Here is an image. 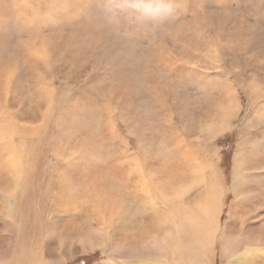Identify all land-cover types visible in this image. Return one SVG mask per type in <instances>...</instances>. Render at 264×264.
<instances>
[{
    "label": "rangeland",
    "instance_id": "rangeland-1",
    "mask_svg": "<svg viewBox=\"0 0 264 264\" xmlns=\"http://www.w3.org/2000/svg\"><path fill=\"white\" fill-rule=\"evenodd\" d=\"M0 109L20 120L34 163L56 168L43 171L48 190L84 168L120 182L127 158L163 171L183 154L218 157L230 185L234 158L257 138L264 151V0H0ZM187 175L181 200L203 204L204 179ZM262 217L260 205L253 222ZM79 219L84 233L95 227ZM47 236H35L37 264H105L100 248ZM214 243L213 264H229Z\"/></svg>",
    "mask_w": 264,
    "mask_h": 264
},
{
    "label": "bare ground",
    "instance_id": "bare-ground-1",
    "mask_svg": "<svg viewBox=\"0 0 264 264\" xmlns=\"http://www.w3.org/2000/svg\"><path fill=\"white\" fill-rule=\"evenodd\" d=\"M7 79L9 85L12 75ZM19 121L0 109V264L40 263L35 236L43 232L76 240L82 252L102 249L105 264H210L211 259L213 264L216 238L229 264H264V225L253 222L259 206H264L263 139L257 138L249 144L250 151L234 158L230 185L219 170L218 157L183 154V162L176 165L168 159L163 171L148 169L137 157L127 158L119 165L120 182L112 172L103 176L95 168H84L59 177L48 190L43 171L56 168L44 170L34 163ZM191 171L204 179L198 195L206 197L203 204L196 198L193 206L181 200L186 185L191 189L195 181L187 175ZM228 193L234 201L222 226ZM35 199L39 213L34 214ZM141 201L152 212L140 213ZM82 215L95 225L85 233ZM44 222L49 223L48 231L46 225L42 229ZM112 229L115 235H110ZM255 230L262 234L251 235ZM18 237L23 240L17 242ZM74 258L70 255L66 261Z\"/></svg>",
    "mask_w": 264,
    "mask_h": 264
}]
</instances>
